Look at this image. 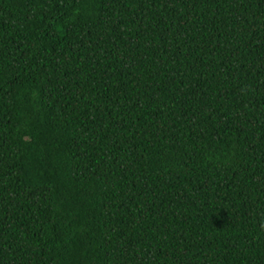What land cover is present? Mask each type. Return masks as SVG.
<instances>
[{"label": "trees", "instance_id": "trees-1", "mask_svg": "<svg viewBox=\"0 0 264 264\" xmlns=\"http://www.w3.org/2000/svg\"><path fill=\"white\" fill-rule=\"evenodd\" d=\"M0 264H264V0H0Z\"/></svg>", "mask_w": 264, "mask_h": 264}]
</instances>
